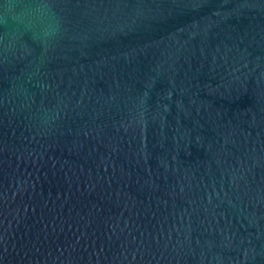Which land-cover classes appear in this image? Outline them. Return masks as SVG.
I'll return each mask as SVG.
<instances>
[{
	"label": "water",
	"instance_id": "95a60500",
	"mask_svg": "<svg viewBox=\"0 0 264 264\" xmlns=\"http://www.w3.org/2000/svg\"><path fill=\"white\" fill-rule=\"evenodd\" d=\"M0 264H264V0H0Z\"/></svg>",
	"mask_w": 264,
	"mask_h": 264
}]
</instances>
